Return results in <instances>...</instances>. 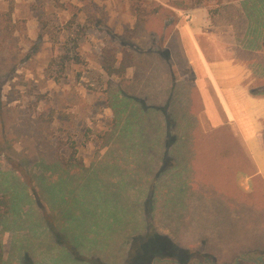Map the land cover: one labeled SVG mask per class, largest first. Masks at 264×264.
I'll return each mask as SVG.
<instances>
[{
    "label": "rangeland",
    "instance_id": "1",
    "mask_svg": "<svg viewBox=\"0 0 264 264\" xmlns=\"http://www.w3.org/2000/svg\"><path fill=\"white\" fill-rule=\"evenodd\" d=\"M242 1L0 0V264L264 255V150L232 97L237 136L209 122L179 46L183 15L248 23Z\"/></svg>",
    "mask_w": 264,
    "mask_h": 264
},
{
    "label": "crops",
    "instance_id": "2",
    "mask_svg": "<svg viewBox=\"0 0 264 264\" xmlns=\"http://www.w3.org/2000/svg\"><path fill=\"white\" fill-rule=\"evenodd\" d=\"M242 5L248 9L250 21L225 23L222 28L208 25L211 21L207 20L209 16L203 7L189 11L181 19L179 46L191 71L192 83L205 101L203 108L209 122L227 124L237 136L233 108L229 106L231 99L227 96L232 97V106L250 117L254 130L249 137H254L259 149L264 150V94L259 95L251 87L257 58L262 54L259 63L264 62L260 46L264 43V0H243ZM235 76L237 82L224 92L218 82L220 77ZM241 145L251 155V150ZM256 173L264 183V172L258 168Z\"/></svg>",
    "mask_w": 264,
    "mask_h": 264
},
{
    "label": "trees",
    "instance_id": "3",
    "mask_svg": "<svg viewBox=\"0 0 264 264\" xmlns=\"http://www.w3.org/2000/svg\"><path fill=\"white\" fill-rule=\"evenodd\" d=\"M184 7H181V5L179 4V7L177 9H182ZM110 59L109 61L105 60L102 62V68L109 74L111 73H117V74H121L124 73L126 68L130 65L126 61V59H122L121 62L116 65L115 64V57L111 54H109Z\"/></svg>",
    "mask_w": 264,
    "mask_h": 264
},
{
    "label": "flooded vegetation",
    "instance_id": "4",
    "mask_svg": "<svg viewBox=\"0 0 264 264\" xmlns=\"http://www.w3.org/2000/svg\"><path fill=\"white\" fill-rule=\"evenodd\" d=\"M189 259H191V257ZM258 262L264 264V255L263 256H260V257H257L253 261V264H257ZM152 264H193V262L191 260H189V261L187 260V261H184L182 263H180L178 261H169V263H167V261H165V259H163V261H161L160 259H158V261H156V258H154L152 260ZM196 264H205V263H203V261H198ZM208 264H213V263L212 262H209Z\"/></svg>",
    "mask_w": 264,
    "mask_h": 264
}]
</instances>
